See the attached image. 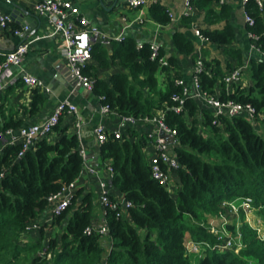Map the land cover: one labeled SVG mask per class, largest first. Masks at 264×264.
Here are the masks:
<instances>
[{
    "label": "trees",
    "instance_id": "obj_1",
    "mask_svg": "<svg viewBox=\"0 0 264 264\" xmlns=\"http://www.w3.org/2000/svg\"><path fill=\"white\" fill-rule=\"evenodd\" d=\"M215 3L217 0L189 1L191 7L204 10L206 23L225 21L221 29L199 31L233 62L226 61L223 70L216 59L203 61L204 70L197 77L202 89L219 100L250 103L257 124L242 115L214 117L190 97L176 111L178 103L172 95L181 92L176 81L182 78V71L176 56L166 55L161 46L152 58L151 43L142 42L139 48L133 36H122L109 44L94 41L83 73L93 80L91 92L101 105L137 119L163 111L165 123L176 130L169 141L179 163L175 190L169 193L151 176L145 147L149 141L147 127L152 125L126 126L120 138L106 131V139L98 144L100 159L112 170L110 189L131 203L120 217L105 206L108 236L84 233L93 219L92 192L79 185L65 210L40 223L41 214L48 212L47 199L73 182L85 163L80 137L60 128L61 115L52 132L37 140L23 156L18 157L19 143L2 146L0 264H264V239L246 222L239 227L245 247L237 253L213 249L192 261L185 249L187 235L214 242L207 224L220 226L222 200L248 196L258 214L264 213V140L257 131H264V61L249 62L246 86L226 85L225 76L243 64V57L231 46L234 34L228 23L230 7L222 3L216 9ZM244 9L254 21L252 25L246 23L247 31L258 36L256 46L264 51L263 8L248 0ZM149 14L160 25L171 21L169 10L159 3L150 5ZM171 38L178 54L197 60L192 40L181 32H173ZM163 57L166 62L160 64ZM112 66L118 69L106 77L100 75L99 70ZM159 74L163 88L159 86ZM42 100V94L35 90L28 112L38 111ZM3 120L0 134L20 123L12 117ZM201 126L208 129L207 134L200 131ZM53 132L58 135L50 140ZM110 197L114 199L112 194ZM227 227L235 230L233 224ZM103 239L109 243L108 250Z\"/></svg>",
    "mask_w": 264,
    "mask_h": 264
},
{
    "label": "crops",
    "instance_id": "obj_2",
    "mask_svg": "<svg viewBox=\"0 0 264 264\" xmlns=\"http://www.w3.org/2000/svg\"><path fill=\"white\" fill-rule=\"evenodd\" d=\"M40 0H0V11L10 14L17 9L18 15L13 19L9 28L0 29V63L4 60L7 52L13 50L15 46L35 36L39 39L32 41L24 60L19 66H11L0 74V124L4 118L12 117L19 121V127L29 126L43 122L52 113L54 108L64 99H68L77 107V116L64 113L60 120V128H67L68 133L81 132V147L85 151V167L94 168L97 173L107 176V161H102L98 155V142L93 132L97 124H102L106 131L113 132L123 127V123L114 114H102L100 112L101 102L92 92L83 88L70 71L66 60L61 55L62 41L57 34H52V28L46 19L34 13L33 5ZM89 23V26L96 27L99 33L106 34L111 40L122 36H133L137 42L156 43L166 52V55H175L181 67L182 78L186 83H190L191 74L195 62L187 55H180L172 45V33L181 32L194 45L197 59L210 61L216 59L220 62L222 69H225V62H233L223 49L217 47L209 41H202L195 36V29H221L226 24L221 21L208 24L204 21V10L191 7L187 9L184 0H143L138 8H131L126 0H118L114 7L110 8L106 2L100 4L98 0H71ZM152 3H159L166 7L171 15V21L167 25H160L149 14V7ZM223 4L230 7V17L228 23L233 29L234 38L231 46L239 49L242 54V74L246 70L251 60L264 61L260 53L252 48L251 40L248 37L247 24L244 19V4L242 0H224ZM264 11V0H262ZM218 8L219 4H213ZM189 17L190 21H187ZM24 23L30 24V31L16 36L12 33L14 28L20 27ZM188 23V25H187ZM101 42L100 40H96ZM117 66L109 67L107 70H99L100 75L108 76L112 71L117 70ZM25 74L36 77L40 84L36 87H29L22 81ZM159 86L164 87L163 77L159 74ZM43 96V100L38 105V111L28 112L34 96V91ZM79 122V128L76 126ZM17 128L13 129L16 130ZM149 131L150 127H147ZM57 132L50 135V140L57 136ZM0 137V152L4 143H9L7 135ZM152 139H149L145 154L152 153ZM85 176V177H84ZM79 186L86 192H92L93 219L97 224H104L105 208L100 203L97 194V187L93 177L83 175ZM115 200L124 201L121 194L110 189ZM48 212L41 214L38 221H46ZM106 250L109 243L103 239Z\"/></svg>",
    "mask_w": 264,
    "mask_h": 264
},
{
    "label": "built area",
    "instance_id": "obj_3",
    "mask_svg": "<svg viewBox=\"0 0 264 264\" xmlns=\"http://www.w3.org/2000/svg\"><path fill=\"white\" fill-rule=\"evenodd\" d=\"M142 1L143 0H126L131 8H138ZM189 1L190 0H184L187 9H191ZM247 1L248 0H242L244 5ZM223 2L224 0H217L218 4H222ZM254 2L259 8H262V0H254ZM33 10L37 16H43L46 19L47 23L52 28V34H57L61 37V55L66 60L70 71L75 76L77 82L83 88L91 92L93 88V80L83 73V68L90 61V48L92 43L97 39L101 42L109 41L110 37L106 34L99 33L96 27L89 26L88 20L80 14L79 10L74 6L73 1L71 0H40L33 5ZM244 19L249 25L254 23L252 17L247 14L246 11H244ZM12 21L13 18L10 14L0 11V29L5 30L9 28ZM30 29V24L24 23L20 27L14 28L12 33L19 36L22 33H28ZM194 34L200 40L208 41L198 29L194 30ZM262 35H264V32H262ZM248 37L251 40L252 48L258 51L264 59V51L259 50L256 46L258 36L248 31ZM36 39H39V37L35 36L30 40L21 42L15 46L13 50L7 52L4 60L0 63V74L11 66H19L24 60L30 43ZM141 46V43H139V48H141ZM157 48L158 45L156 43H151L150 49L152 50V58L157 55ZM159 62L160 64H165V58H160ZM203 70V61L197 59L193 67L190 83H186L183 78L176 81V83L181 86V92L172 95V100L178 103L175 110L179 111L185 98L190 97L200 102L203 107L210 110L214 117H233L242 115L256 125V112L250 103L242 104L232 100H219L215 95L209 94L202 89L197 75L203 72ZM241 74L242 68L240 67L228 73L224 78L226 85L229 86L230 84L239 81ZM22 81L29 87H36L40 84L36 77L29 74H25L22 77ZM77 112V107L68 99H64L58 103L52 113L43 122L19 127L16 130L10 128L3 134H0V137H3L2 135H7L10 141L9 143H19L20 151L18 157H21L36 143L37 140L48 136L52 132L53 127L58 123L61 115L67 113L77 116ZM100 112L102 114H114L123 123V127L113 131L115 138H120L122 129L126 126L136 127L140 125V123H148L152 125L151 130L147 133L149 139H152L151 144L153 148L152 153L148 156L151 176L172 194L176 187L175 170L179 168V163L176 157L172 154L169 141L176 135V130L170 128L165 123L164 112L159 111L152 117L139 119L132 116L118 115L111 111L108 105H101ZM75 123L77 128H79V122L76 121ZM93 132L98 143L104 142L106 139V129L102 124H97L94 127ZM77 134L79 137L82 135L80 131L77 132ZM80 154L85 159L86 154L82 147L80 148ZM106 169L107 176L102 177L94 168L84 166L79 176L73 182L64 185L56 194L47 199L48 217L46 221H50L54 216L59 215L65 210L83 175H88V178H94L100 203L104 208L105 206H108L114 210L116 212V217H120L121 214L131 206V203L125 200L119 202L118 200L111 199L109 178L112 170L110 167H107ZM252 202V198L248 196L222 200L220 206L224 210V213L220 214V226L217 227L213 222H210L209 224L206 223L207 231L215 237L214 242L211 243L206 240H195L190 235H187L185 241L187 254L197 259L204 256L207 251L213 249L237 250L242 248L241 232H238L237 228L234 231L226 228L228 223L225 212H231L238 215L241 211L246 214V212L251 211V209L255 210L252 206ZM36 227L37 225L34 224L33 228ZM84 233L87 235L97 233L103 237H107L108 227L106 223L97 224L92 221V224L86 227ZM260 239H264V236Z\"/></svg>",
    "mask_w": 264,
    "mask_h": 264
},
{
    "label": "rangeland",
    "instance_id": "obj_4",
    "mask_svg": "<svg viewBox=\"0 0 264 264\" xmlns=\"http://www.w3.org/2000/svg\"><path fill=\"white\" fill-rule=\"evenodd\" d=\"M235 70V69H234ZM230 73V72H229ZM247 75H246V72L243 71V74H241L240 78H239V81H236L234 84H239L241 83L242 86H246L248 84V80H247ZM200 131L203 132L204 134H207L208 132V129L201 126L200 128ZM260 135L262 136L263 140H264V131H262L260 128H258L257 130ZM95 207H93V210H94ZM226 213V220H227V223L228 224H233L235 226V229L237 228V231L239 232L240 230L239 227H240V224L242 222H246V224L252 228L253 230L256 231L257 233V236H259L260 238L262 236H264V213H259L258 214V210H253L251 209V211H248L246 212V214H244L243 212V215H244V220L242 221L241 220V211L239 212L238 215L234 214V213H231V212H225ZM226 228L228 230H231L229 229L227 226ZM233 231V230H231ZM234 233V232H233ZM242 235V234H241ZM236 236V235H235ZM242 248L245 247V243L243 242L242 240ZM241 249V248H240ZM240 249H237V250H233L235 253H237ZM191 257V260L194 261L196 260L195 257L193 256H190Z\"/></svg>",
    "mask_w": 264,
    "mask_h": 264
},
{
    "label": "water",
    "instance_id": "obj_5",
    "mask_svg": "<svg viewBox=\"0 0 264 264\" xmlns=\"http://www.w3.org/2000/svg\"><path fill=\"white\" fill-rule=\"evenodd\" d=\"M100 2V4L104 5V2H106L108 5H110V8L111 7H114L115 4H117L118 0H98ZM121 1H124V0H121ZM18 11L19 9L16 8V10H14L12 13H11V17L13 19H15L18 15ZM140 43V42H138ZM86 158V157H85Z\"/></svg>",
    "mask_w": 264,
    "mask_h": 264
}]
</instances>
